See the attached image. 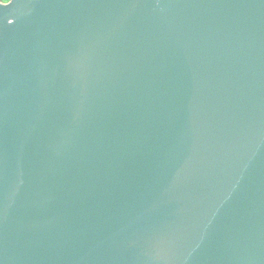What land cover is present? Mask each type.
Wrapping results in <instances>:
<instances>
[{
  "label": "water",
  "instance_id": "obj_1",
  "mask_svg": "<svg viewBox=\"0 0 264 264\" xmlns=\"http://www.w3.org/2000/svg\"><path fill=\"white\" fill-rule=\"evenodd\" d=\"M0 0V264H264V0Z\"/></svg>",
  "mask_w": 264,
  "mask_h": 264
},
{
  "label": "flooded vegetation",
  "instance_id": "obj_2",
  "mask_svg": "<svg viewBox=\"0 0 264 264\" xmlns=\"http://www.w3.org/2000/svg\"><path fill=\"white\" fill-rule=\"evenodd\" d=\"M8 2V0L7 1H5V3H7Z\"/></svg>",
  "mask_w": 264,
  "mask_h": 264
}]
</instances>
